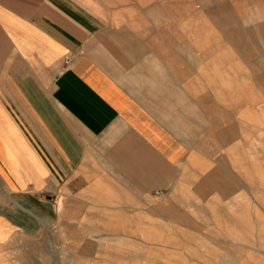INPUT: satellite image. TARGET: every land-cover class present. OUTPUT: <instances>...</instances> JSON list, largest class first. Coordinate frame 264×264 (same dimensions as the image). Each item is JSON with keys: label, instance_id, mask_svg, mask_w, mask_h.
I'll return each mask as SVG.
<instances>
[{"label": "crops", "instance_id": "0c3cea01", "mask_svg": "<svg viewBox=\"0 0 264 264\" xmlns=\"http://www.w3.org/2000/svg\"><path fill=\"white\" fill-rule=\"evenodd\" d=\"M215 1L0 0V264L48 233L264 264V0Z\"/></svg>", "mask_w": 264, "mask_h": 264}, {"label": "rangeland", "instance_id": "374dc122", "mask_svg": "<svg viewBox=\"0 0 264 264\" xmlns=\"http://www.w3.org/2000/svg\"><path fill=\"white\" fill-rule=\"evenodd\" d=\"M194 5L207 6L214 11L215 0H197ZM167 229V228H165ZM164 236V234L162 235ZM82 238V237H81ZM19 242L17 251L4 264H216L212 258H186L185 255L211 254L195 247L185 251L184 243L146 244L144 250L137 243H93L79 242L66 236L48 233L31 237L26 245ZM30 245V246H29ZM159 246V247H157ZM99 249V251H97ZM144 251V252H143ZM99 252V253H97ZM144 255V256H143Z\"/></svg>", "mask_w": 264, "mask_h": 264}, {"label": "built area", "instance_id": "2783aa9c", "mask_svg": "<svg viewBox=\"0 0 264 264\" xmlns=\"http://www.w3.org/2000/svg\"><path fill=\"white\" fill-rule=\"evenodd\" d=\"M68 61H69L68 58H66V59H65V62H68Z\"/></svg>", "mask_w": 264, "mask_h": 264}]
</instances>
